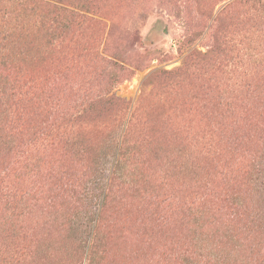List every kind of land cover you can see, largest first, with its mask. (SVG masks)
<instances>
[{"label":"rangeland","instance_id":"374dc122","mask_svg":"<svg viewBox=\"0 0 264 264\" xmlns=\"http://www.w3.org/2000/svg\"><path fill=\"white\" fill-rule=\"evenodd\" d=\"M232 2L0 0V80L28 87L21 142L37 164L7 172L18 196L0 202V264H131L139 249L161 264L264 255V224L250 229L257 212L264 223V58L246 68L264 25L241 4L222 13ZM100 96L113 101L88 104ZM48 123L65 140L27 146ZM122 143V180L99 213Z\"/></svg>","mask_w":264,"mask_h":264},{"label":"trees","instance_id":"16d2710c","mask_svg":"<svg viewBox=\"0 0 264 264\" xmlns=\"http://www.w3.org/2000/svg\"><path fill=\"white\" fill-rule=\"evenodd\" d=\"M232 4H228L225 6L221 11L222 13L225 12L228 8H231L232 5L234 4H241L245 7H249V10L254 12L255 15L258 17L259 21L261 24L264 25V0H232ZM63 13H65L64 8L62 9ZM59 19L55 20V23ZM61 22H58V25H60ZM68 22L66 21L65 24H62L61 26L65 29L69 26ZM262 37V36H261ZM259 41V40H258ZM264 42V41H263ZM253 53L247 54V59H246V68L248 65L255 64L256 62L262 61L261 59L264 58V49H260V46L252 49ZM3 51L0 50V59L3 58ZM119 77H117L116 74L112 73L109 74V82L111 84H116L118 83ZM22 84H19L18 82L10 81L8 82V78H4L3 81L0 80V202H5V203H12L14 199L17 198V190H15L13 187L10 186L8 182V176L9 174L7 173L8 170H15V165L20 164V163H25L24 168H29V165L32 164V168H37V164L33 160H27V158L24 157V146L21 142V132H20V127L22 126V111L25 110L26 108V103L23 105V101L25 100L27 96V85L23 81H21ZM41 96H48L52 95V91L50 88L42 90L41 91ZM77 94H79V90H77ZM49 98V97H48ZM51 98V97H50ZM55 98L52 97L51 100H54ZM112 99H104L103 96H100L97 98L96 101L94 100H89L88 104L90 106L94 105L95 102H97L96 105H109L112 103ZM226 101V100H225ZM53 103V102H51ZM225 103V102H224ZM59 126L55 125L53 123L46 125L40 134L38 136H34L33 139H30L28 141V145H31L32 142H35L36 145L40 143L39 145H43L45 142H47V139H44L43 137H48L50 134H55L51 138H56V140L52 139L53 141H62L65 140L63 138H60V135L58 132ZM19 129V130H18ZM34 143V145H35ZM65 145L66 142H65ZM26 149V148H25ZM124 145L120 144L118 147L115 155H114V162L112 164L111 172H110V177L109 181L102 192V199L99 204V213L105 211V207L107 205V201L109 199V195L111 193V188L113 187V184L115 182H118V180H122V170H123V159H124ZM24 157V160H21ZM35 172V171H31ZM55 176V175H54ZM53 174L49 172V179H52ZM58 178L59 184L62 187L63 183V177H57ZM48 179V180H49ZM76 182H66L64 185L68 188V193L69 195L74 198V205L73 208L75 209L77 206V198L73 195L75 192V189L77 186ZM130 185V184H129ZM36 186H40V183L37 184ZM35 186V187H36ZM31 187V184H30ZM149 187V186H148ZM150 188V187H149ZM153 190L152 188H150ZM35 189H33L32 192V197L33 199L35 196L42 194L41 191L37 192ZM19 197H23L24 195L29 194L30 191H19ZM154 198V200L157 203H160L162 201L161 197L163 195L160 192H157L153 190V194H151ZM236 200V205L238 204V198L234 197ZM56 201L65 202L64 199L58 198L55 199ZM66 202L64 203V205ZM13 207V206H12ZM66 209V207H64ZM99 217V215H98ZM264 219V218H263ZM98 220V219H97ZM263 220L261 219L259 213L257 212L251 220V227L250 229L253 230L254 233L260 232L262 230V223ZM249 228V227H248ZM99 229H101V220H98L96 222V226L94 227V233L92 235V243L90 245V255L95 256L97 255L96 251L97 248L100 247V234H99ZM102 231V229H101ZM148 250H142L139 249L138 252L134 253V256L132 257V262L131 264H161L158 262L157 258H152L148 257L147 254ZM234 264H264V255L259 256L257 259H250L246 260V258L241 257L238 255V257H234Z\"/></svg>","mask_w":264,"mask_h":264}]
</instances>
